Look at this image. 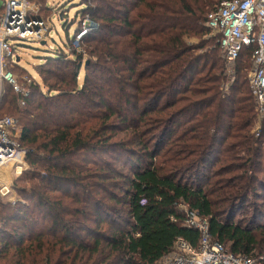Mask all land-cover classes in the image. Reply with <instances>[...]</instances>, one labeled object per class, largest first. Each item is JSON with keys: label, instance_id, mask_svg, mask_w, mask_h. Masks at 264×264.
Masks as SVG:
<instances>
[{"label": "trees", "instance_id": "obj_1", "mask_svg": "<svg viewBox=\"0 0 264 264\" xmlns=\"http://www.w3.org/2000/svg\"><path fill=\"white\" fill-rule=\"evenodd\" d=\"M92 1L85 52L61 47L28 96L2 93L0 117L17 119L32 169L21 199H0V264H161L179 237L200 241L183 205L213 240L264 264L255 46L225 89L220 34L207 25L222 0Z\"/></svg>", "mask_w": 264, "mask_h": 264}, {"label": "built area", "instance_id": "obj_2", "mask_svg": "<svg viewBox=\"0 0 264 264\" xmlns=\"http://www.w3.org/2000/svg\"><path fill=\"white\" fill-rule=\"evenodd\" d=\"M207 25L211 33L220 34L219 43L227 67H231L228 68L230 73H233L243 48L255 46L248 82L256 100L257 113L264 120V0H222L209 14ZM51 27L50 20L42 14L37 2L0 0V99L6 85L19 94L29 95V89L21 84L12 70L17 63L16 44L13 42H43ZM89 28V24L82 23L74 36L69 38L70 50L82 49V39ZM21 103L24 104V101ZM20 132L15 117H0V194L11 192V173L20 174L25 163L27 149L18 139ZM183 208L186 212L185 225L201 232L200 241L193 246L179 237L176 249L163 257L164 264H257L253 256L237 254L225 243L213 240L208 220L187 205Z\"/></svg>", "mask_w": 264, "mask_h": 264}, {"label": "rangeland", "instance_id": "obj_3", "mask_svg": "<svg viewBox=\"0 0 264 264\" xmlns=\"http://www.w3.org/2000/svg\"><path fill=\"white\" fill-rule=\"evenodd\" d=\"M32 1L35 2V0ZM82 1L83 0H47V8L49 9H44L42 14L50 20L52 27L45 39V43L42 41L26 40H15L13 42L16 44L15 60L17 57H19L17 64L21 67H15L13 71L20 79L23 86H27L34 81L42 82V78L39 73V67H48L49 61L47 60V57L55 54L57 51H62L61 47H66L65 54L68 57L72 58L74 56V50H70L66 44L68 42V37L72 38L77 28L81 27L82 23L87 25L89 24V29L95 27L96 23L91 20L88 14L85 13V15H83L82 9L85 8V4ZM92 3H95V0H93ZM84 48L85 42L82 41V49L79 52H85ZM87 60L88 54L84 56L83 65L80 69L79 81L81 83L83 82L84 74L86 73L84 64ZM228 68L231 67H227L226 64L224 75H226L227 84L225 85V89L227 88L228 83L232 80L233 74L232 71L231 73L228 71ZM250 70L248 71V76ZM46 89L47 88L44 87L45 91ZM253 132L262 141H260L259 145L262 146L264 158V120H262L259 114L253 126ZM31 169L32 168L26 158L20 174L11 173L13 180L11 192L5 195L0 194V199L8 202H13L14 199V202H16L19 198L21 199L18 194L17 187H27L30 185L31 182L28 180L27 175L29 172H31ZM164 260L165 258L161 260L160 263L164 264Z\"/></svg>", "mask_w": 264, "mask_h": 264}, {"label": "water", "instance_id": "obj_4", "mask_svg": "<svg viewBox=\"0 0 264 264\" xmlns=\"http://www.w3.org/2000/svg\"><path fill=\"white\" fill-rule=\"evenodd\" d=\"M43 43H45V41H43ZM19 60V57H17V61Z\"/></svg>", "mask_w": 264, "mask_h": 264}]
</instances>
